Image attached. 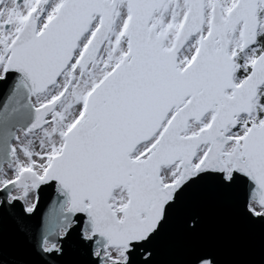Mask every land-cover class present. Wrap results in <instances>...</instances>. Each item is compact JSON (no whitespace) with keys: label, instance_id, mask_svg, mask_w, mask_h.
Segmentation results:
<instances>
[{"label":"snow or ice","instance_id":"6c2138e0","mask_svg":"<svg viewBox=\"0 0 264 264\" xmlns=\"http://www.w3.org/2000/svg\"><path fill=\"white\" fill-rule=\"evenodd\" d=\"M0 82L7 264H160L209 203L264 232V0H0Z\"/></svg>","mask_w":264,"mask_h":264},{"label":"water","instance_id":"95a60500","mask_svg":"<svg viewBox=\"0 0 264 264\" xmlns=\"http://www.w3.org/2000/svg\"><path fill=\"white\" fill-rule=\"evenodd\" d=\"M11 75L15 78L18 74ZM6 89L7 85L0 82V107L6 101ZM30 122L31 111L28 109L14 124L0 129V140H6L16 133L17 128L26 127ZM40 211L48 213L55 220L60 217L62 208L60 204L52 203L44 196ZM0 228V251L3 252L6 264L8 260L20 259L24 251L23 242L15 235L11 225L4 223ZM193 243L211 247L217 254L219 264H264V232L260 228L249 229L241 226L223 205H206L204 230L194 241L175 236L164 240L161 244L160 264H183L185 250Z\"/></svg>","mask_w":264,"mask_h":264}]
</instances>
